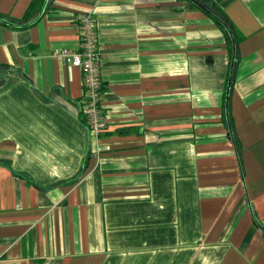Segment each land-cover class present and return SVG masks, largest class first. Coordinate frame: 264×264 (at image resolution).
I'll use <instances>...</instances> for the list:
<instances>
[{
	"label": "crops",
	"instance_id": "0c3cea01",
	"mask_svg": "<svg viewBox=\"0 0 264 264\" xmlns=\"http://www.w3.org/2000/svg\"><path fill=\"white\" fill-rule=\"evenodd\" d=\"M0 0V264H264V0ZM93 16L105 125L83 119Z\"/></svg>",
	"mask_w": 264,
	"mask_h": 264
},
{
	"label": "built area",
	"instance_id": "2783aa9c",
	"mask_svg": "<svg viewBox=\"0 0 264 264\" xmlns=\"http://www.w3.org/2000/svg\"><path fill=\"white\" fill-rule=\"evenodd\" d=\"M77 39V50L62 48L54 54L79 69L84 123L89 129L98 131L104 127L105 119L100 105V57L93 16L89 11L81 12L77 17Z\"/></svg>",
	"mask_w": 264,
	"mask_h": 264
},
{
	"label": "trees",
	"instance_id": "16d2710c",
	"mask_svg": "<svg viewBox=\"0 0 264 264\" xmlns=\"http://www.w3.org/2000/svg\"><path fill=\"white\" fill-rule=\"evenodd\" d=\"M190 4L200 7L205 13L209 14L213 20L219 25L224 33L225 39H229V31L224 23L222 13L218 10L215 4L211 0H187ZM41 0H30L27 5L23 17L30 16L38 7Z\"/></svg>",
	"mask_w": 264,
	"mask_h": 264
}]
</instances>
